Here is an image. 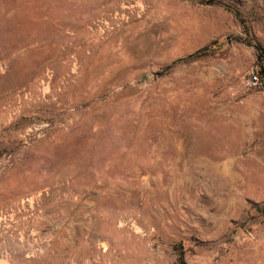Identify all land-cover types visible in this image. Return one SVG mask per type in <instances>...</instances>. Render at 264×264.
Here are the masks:
<instances>
[{"label":"rangeland","instance_id":"rangeland-1","mask_svg":"<svg viewBox=\"0 0 264 264\" xmlns=\"http://www.w3.org/2000/svg\"><path fill=\"white\" fill-rule=\"evenodd\" d=\"M260 68L264 0H0V264H264Z\"/></svg>","mask_w":264,"mask_h":264},{"label":"built area","instance_id":"built-area-1","mask_svg":"<svg viewBox=\"0 0 264 264\" xmlns=\"http://www.w3.org/2000/svg\"><path fill=\"white\" fill-rule=\"evenodd\" d=\"M248 83L249 85L251 86H255L259 83V79H258V76L257 74H253L251 75L249 78H248Z\"/></svg>","mask_w":264,"mask_h":264},{"label":"trees","instance_id":"trees-1","mask_svg":"<svg viewBox=\"0 0 264 264\" xmlns=\"http://www.w3.org/2000/svg\"><path fill=\"white\" fill-rule=\"evenodd\" d=\"M211 2V1H208ZM236 17L238 16L240 18V14L238 12H235ZM260 71L258 73L261 74V76H264V70H262L261 68L259 69ZM260 210L264 213V207H260Z\"/></svg>","mask_w":264,"mask_h":264}]
</instances>
